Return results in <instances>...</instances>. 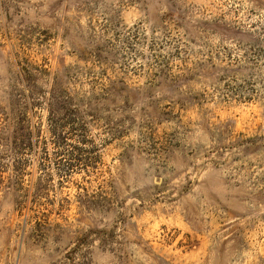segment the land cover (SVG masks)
<instances>
[{
    "label": "rangeland",
    "instance_id": "1",
    "mask_svg": "<svg viewBox=\"0 0 264 264\" xmlns=\"http://www.w3.org/2000/svg\"><path fill=\"white\" fill-rule=\"evenodd\" d=\"M6 118L0 264H264V0H0Z\"/></svg>",
    "mask_w": 264,
    "mask_h": 264
},
{
    "label": "trees",
    "instance_id": "2",
    "mask_svg": "<svg viewBox=\"0 0 264 264\" xmlns=\"http://www.w3.org/2000/svg\"><path fill=\"white\" fill-rule=\"evenodd\" d=\"M36 72L37 73H31L30 71L26 72L24 70L23 76L21 77L26 82L34 83L40 77V71ZM49 94L50 95L48 99L50 101L72 100V98L68 96L67 92L59 87H53ZM10 95L17 99L14 93H10ZM57 122L58 121H53V124L57 126ZM24 123L25 120L23 118L13 119L11 121H8V118H6L0 122V186L2 187H10L16 183V179H7L4 176L6 172H8L10 169H13L17 172L23 167V162L18 158L24 149L26 141L25 137L20 133V131L23 130L22 125Z\"/></svg>",
    "mask_w": 264,
    "mask_h": 264
}]
</instances>
